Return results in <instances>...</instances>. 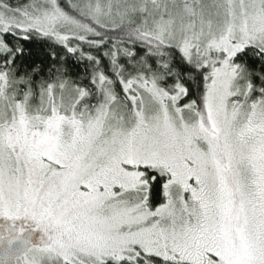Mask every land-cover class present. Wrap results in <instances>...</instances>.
<instances>
[{
    "label": "snow or ice",
    "instance_id": "1",
    "mask_svg": "<svg viewBox=\"0 0 264 264\" xmlns=\"http://www.w3.org/2000/svg\"><path fill=\"white\" fill-rule=\"evenodd\" d=\"M0 264H264V0H0Z\"/></svg>",
    "mask_w": 264,
    "mask_h": 264
}]
</instances>
